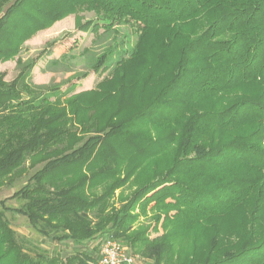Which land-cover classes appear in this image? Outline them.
<instances>
[{
	"label": "trees",
	"instance_id": "1",
	"mask_svg": "<svg viewBox=\"0 0 264 264\" xmlns=\"http://www.w3.org/2000/svg\"><path fill=\"white\" fill-rule=\"evenodd\" d=\"M83 10L136 41L68 97L0 74V183L42 163L8 209L53 241L102 234L150 264H264V0H0V59ZM97 256L28 252L0 211V264Z\"/></svg>",
	"mask_w": 264,
	"mask_h": 264
},
{
	"label": "rangeland",
	"instance_id": "2",
	"mask_svg": "<svg viewBox=\"0 0 264 264\" xmlns=\"http://www.w3.org/2000/svg\"><path fill=\"white\" fill-rule=\"evenodd\" d=\"M97 20L95 13L83 10L68 14L48 27L38 30L20 43L15 54L0 59V74L3 75V80L10 83L20 70H24L27 74L23 82L42 94L58 89L62 91V97H68L80 91L93 89L100 80L110 77V68L118 58L127 55L137 35L129 23L104 30ZM87 21H90L88 27L82 28ZM109 49L112 52L105 56L104 63L98 69L94 68L101 55L106 54ZM27 65L31 66L28 68ZM29 163L30 161L25 163L26 169L8 175L0 183V200L3 201L0 202V211L16 231L25 250L31 253L42 250L49 255L58 253L65 256L75 249L88 248L91 251L98 249V241L102 234H96L80 246L74 245L71 241H53L36 232L24 215L8 209L20 206L23 201L11 198L10 195L42 166V163H37L30 167ZM116 192L119 194L114 201L118 205L119 198L128 197L131 187L127 186ZM159 220L152 223L150 237L161 233ZM96 254L97 251L94 255ZM135 255V264H150L145 258Z\"/></svg>",
	"mask_w": 264,
	"mask_h": 264
},
{
	"label": "built area",
	"instance_id": "3",
	"mask_svg": "<svg viewBox=\"0 0 264 264\" xmlns=\"http://www.w3.org/2000/svg\"><path fill=\"white\" fill-rule=\"evenodd\" d=\"M136 255L119 240L103 237L98 241V256L90 264H135Z\"/></svg>",
	"mask_w": 264,
	"mask_h": 264
}]
</instances>
